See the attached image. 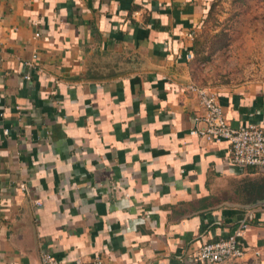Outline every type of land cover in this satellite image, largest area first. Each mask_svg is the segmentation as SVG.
Segmentation results:
<instances>
[{
	"label": "crops",
	"instance_id": "1",
	"mask_svg": "<svg viewBox=\"0 0 264 264\" xmlns=\"http://www.w3.org/2000/svg\"><path fill=\"white\" fill-rule=\"evenodd\" d=\"M210 1L0 0V264L43 250L202 264L200 245L249 208L244 253L224 264H264V198L247 200L264 169L190 134L202 109L189 82L216 90L229 124L264 126V82L193 75L186 33Z\"/></svg>",
	"mask_w": 264,
	"mask_h": 264
},
{
	"label": "rangeland",
	"instance_id": "2",
	"mask_svg": "<svg viewBox=\"0 0 264 264\" xmlns=\"http://www.w3.org/2000/svg\"><path fill=\"white\" fill-rule=\"evenodd\" d=\"M192 32L191 68L198 82H264V0H211Z\"/></svg>",
	"mask_w": 264,
	"mask_h": 264
},
{
	"label": "built area",
	"instance_id": "3",
	"mask_svg": "<svg viewBox=\"0 0 264 264\" xmlns=\"http://www.w3.org/2000/svg\"><path fill=\"white\" fill-rule=\"evenodd\" d=\"M35 36L39 32L34 33ZM193 40L194 33H186ZM35 55H33V58ZM28 68H33L32 61H26ZM25 78L29 74L25 73ZM185 90L194 94L202 109L193 115L194 126L190 134L207 142L225 140L230 145V160L244 167L264 169V126L246 124L233 126L224 117L221 102L215 89L209 86L189 82ZM23 188V187H22ZM37 203H40L37 200ZM256 209L249 208L233 230L224 237L203 242L197 252V258L202 264H224L230 259L240 257L244 253L241 239L249 224L256 218ZM40 264H104L103 258L96 255L89 259L76 257L72 262L61 260L52 252L43 250L40 253Z\"/></svg>",
	"mask_w": 264,
	"mask_h": 264
},
{
	"label": "trees",
	"instance_id": "4",
	"mask_svg": "<svg viewBox=\"0 0 264 264\" xmlns=\"http://www.w3.org/2000/svg\"><path fill=\"white\" fill-rule=\"evenodd\" d=\"M193 48L195 50V47H192V50ZM248 184L250 186L248 190L250 195L247 200L256 202L264 198V178H258Z\"/></svg>",
	"mask_w": 264,
	"mask_h": 264
}]
</instances>
